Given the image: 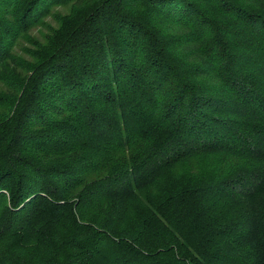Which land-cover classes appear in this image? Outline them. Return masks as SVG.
I'll return each instance as SVG.
<instances>
[{
	"label": "trees",
	"instance_id": "16d2710c",
	"mask_svg": "<svg viewBox=\"0 0 264 264\" xmlns=\"http://www.w3.org/2000/svg\"><path fill=\"white\" fill-rule=\"evenodd\" d=\"M0 81V264H264V0H0Z\"/></svg>",
	"mask_w": 264,
	"mask_h": 264
},
{
	"label": "rangeland",
	"instance_id": "374dc122",
	"mask_svg": "<svg viewBox=\"0 0 264 264\" xmlns=\"http://www.w3.org/2000/svg\"><path fill=\"white\" fill-rule=\"evenodd\" d=\"M56 9H58V10H60V11H66V7H65V6H64V7H62V6L56 7ZM44 21H45V22H44ZM42 22H43L44 24H42ZM46 23L50 24L53 28L57 26V25L55 24V22H53V21L51 20V18H50L49 16H47V17H45V18L43 19V21H37L35 24L33 23V24L30 25V27L32 28V29H30L31 34H32L33 36H39V34L44 33V32L46 31V29H45ZM36 25H37V26H36ZM111 32H112V34L115 36V31L111 29ZM48 33H49V32H48ZM28 46H29V42L21 40V41H19V42L17 43V46H16V49H15V50H17L18 52L23 53L24 49L27 48ZM0 86H1V81H0ZM224 125H225V127L227 128V125H226L225 123H224ZM219 127H223V128H224V126H221V125H220ZM226 130H227V129H226ZM224 132H225V131H224ZM254 191H255L256 193L264 192V183H262V185H261L260 187H259V185H258V187H256V188L254 189ZM260 194H261V193H260ZM259 202H260V201H259ZM256 204H258V203H256Z\"/></svg>",
	"mask_w": 264,
	"mask_h": 264
}]
</instances>
